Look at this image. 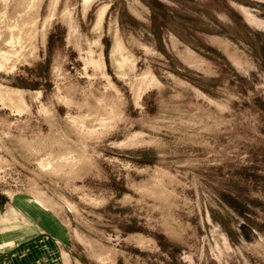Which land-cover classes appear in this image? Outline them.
Masks as SVG:
<instances>
[{"label":"rangeland","instance_id":"rangeland-1","mask_svg":"<svg viewBox=\"0 0 264 264\" xmlns=\"http://www.w3.org/2000/svg\"><path fill=\"white\" fill-rule=\"evenodd\" d=\"M0 264H264V0H0Z\"/></svg>","mask_w":264,"mask_h":264},{"label":"bare ground","instance_id":"bare-ground-1","mask_svg":"<svg viewBox=\"0 0 264 264\" xmlns=\"http://www.w3.org/2000/svg\"><path fill=\"white\" fill-rule=\"evenodd\" d=\"M91 0H85V3L88 4Z\"/></svg>","mask_w":264,"mask_h":264}]
</instances>
